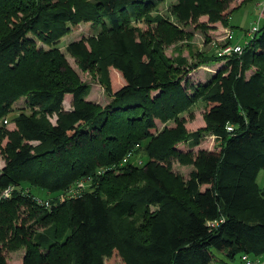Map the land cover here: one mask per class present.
<instances>
[{
    "label": "trees",
    "instance_id": "trees-1",
    "mask_svg": "<svg viewBox=\"0 0 264 264\" xmlns=\"http://www.w3.org/2000/svg\"><path fill=\"white\" fill-rule=\"evenodd\" d=\"M163 1L0 0V193L12 189L0 200V243L24 247L22 264H108L114 254L123 264H244L264 254V0L240 53L192 64L164 55L186 35L176 25L155 17L151 31L138 27ZM176 2L182 24L206 17L226 26L240 8L228 15L231 0ZM81 23L97 34L65 51L82 72H97L103 107L86 101L89 86L56 47ZM218 63L205 83H189V73ZM110 67L124 81L115 92ZM17 101L23 108L13 111ZM199 102L204 128L188 133L179 116ZM156 121L175 127L158 131ZM205 132L218 150L194 153ZM174 162L193 167L187 179L171 174ZM21 207L31 224L17 220Z\"/></svg>",
    "mask_w": 264,
    "mask_h": 264
},
{
    "label": "rangeland",
    "instance_id": "rangeland-1",
    "mask_svg": "<svg viewBox=\"0 0 264 264\" xmlns=\"http://www.w3.org/2000/svg\"><path fill=\"white\" fill-rule=\"evenodd\" d=\"M245 0H231L229 11L240 6L237 10H234L230 15L228 13L227 25H221L220 23L208 24L206 17H201L198 20L197 24H204L205 29H200L197 27V24H182L177 21V18L171 13V8L176 5V0H164L155 11L150 14L151 22L147 23L146 21H141L138 24V27L142 32L147 33L155 27V23L152 20L155 17H162L167 19L174 25H176L184 34L178 42L173 43L164 47L163 52L166 57L175 58L183 57L186 59L188 64H192L198 60L200 54L207 56L222 54V51L225 47L228 46H240L243 45L248 39V32L254 25H260L263 19L262 12V1L253 0L252 2L245 3ZM243 3V4H242ZM226 14V13H225ZM98 29L92 28L88 23H81L78 26L71 28L69 33L63 37L60 42L56 45L60 53H62L70 66V68L77 75L79 80L82 83H85L89 86V94L86 97V101L94 103L103 107L108 101L109 98L105 91L104 85L99 79L97 72H82L76 65L74 59L66 53L65 48L71 42H78L92 35L97 34ZM189 36V37H188ZM38 47L47 49L46 46L42 45L40 42L36 41ZM221 63L215 64L213 66H201L196 70L192 71L187 75L188 81L191 84L193 83H205L211 75H213L220 67ZM249 73H247L248 75ZM107 76L110 84V88L113 92L120 89L124 85V81L119 72L113 68H108ZM71 98L69 96L65 97L63 102L64 110L70 109ZM18 102V101H17ZM23 108V102H18V104L13 105V111ZM204 106L202 103H197L191 107L188 111H185L182 115L179 116V119L183 120L184 128L186 132L191 133L198 131L204 128L203 115ZM27 113V111H26ZM13 112L7 117L8 124L5 125L7 131H12L14 126L10 123V117H13ZM50 121L53 123V117L50 118ZM157 130L160 131L163 128L171 129L175 127L174 122H168L166 124L156 121ZM4 142H2L3 145ZM35 145V144H33ZM178 149L182 152H186L185 143H181L178 146ZM219 145L214 141L213 136L209 133H204L201 139L200 144L193 148L192 151L196 153L198 150L206 151H217ZM139 159L140 156L138 157ZM4 166V156L0 153V170ZM193 169L191 165H183L177 162H174L171 165L170 172L174 176L181 177L183 180L187 179L188 173ZM80 185V184H79ZM257 185L259 188L264 190V172L261 171L257 177ZM83 186V184H82ZM87 184H84V188ZM73 189V188H72ZM71 189V190H72ZM7 200V199H3ZM17 220H25L27 218V211L25 208L21 207L19 212L16 215ZM26 225L31 224V220L27 219ZM36 231L40 232L44 228L41 226H36ZM1 253L5 259L6 264H22V259L25 253L24 247H19L16 249L6 248L0 243ZM110 258L108 264H123L120 258L117 255ZM105 260H107L105 258ZM249 260L255 264L264 263V254L258 257H249ZM229 264H241L237 259Z\"/></svg>",
    "mask_w": 264,
    "mask_h": 264
},
{
    "label": "built area",
    "instance_id": "built-area-1",
    "mask_svg": "<svg viewBox=\"0 0 264 264\" xmlns=\"http://www.w3.org/2000/svg\"><path fill=\"white\" fill-rule=\"evenodd\" d=\"M258 30V25H254L251 27V29L249 30L247 36L248 38H252V36L254 35V33ZM241 52V47L240 46H228V47H225L222 51V54L223 55H231V54H238ZM3 124L4 125H7L8 124V121L5 119L3 121ZM226 130L227 131H231V128L230 127H226ZM133 157V153H128L125 157V159L123 160L122 163L126 162L128 159L132 158ZM135 160H137V163H141V160L138 158V156L135 158ZM11 192H12V189L11 188H8L4 191H2L0 193V200H3V199H8L11 195ZM241 260L243 261L244 264H251L250 261L247 259V257H242Z\"/></svg>",
    "mask_w": 264,
    "mask_h": 264
},
{
    "label": "crops",
    "instance_id": "crops-1",
    "mask_svg": "<svg viewBox=\"0 0 264 264\" xmlns=\"http://www.w3.org/2000/svg\"><path fill=\"white\" fill-rule=\"evenodd\" d=\"M13 125V124H12ZM14 126V125H13Z\"/></svg>",
    "mask_w": 264,
    "mask_h": 264
}]
</instances>
